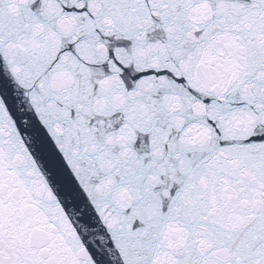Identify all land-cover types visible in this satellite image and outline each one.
Returning <instances> with one entry per match:
<instances>
[{
	"label": "snow or ice",
	"instance_id": "1",
	"mask_svg": "<svg viewBox=\"0 0 264 264\" xmlns=\"http://www.w3.org/2000/svg\"><path fill=\"white\" fill-rule=\"evenodd\" d=\"M0 264H264V0H0Z\"/></svg>",
	"mask_w": 264,
	"mask_h": 264
}]
</instances>
